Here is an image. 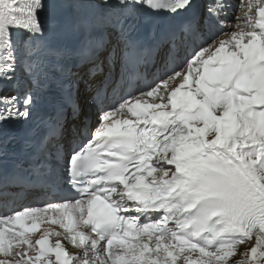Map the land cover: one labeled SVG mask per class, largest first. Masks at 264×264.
I'll use <instances>...</instances> for the list:
<instances>
[{"label": "snow or ice", "instance_id": "1", "mask_svg": "<svg viewBox=\"0 0 264 264\" xmlns=\"http://www.w3.org/2000/svg\"><path fill=\"white\" fill-rule=\"evenodd\" d=\"M231 8L0 0V264H264V0Z\"/></svg>", "mask_w": 264, "mask_h": 264}, {"label": "bare ground", "instance_id": "2", "mask_svg": "<svg viewBox=\"0 0 264 264\" xmlns=\"http://www.w3.org/2000/svg\"><path fill=\"white\" fill-rule=\"evenodd\" d=\"M231 3H232V8L234 9L235 8V5L237 4V1L236 0H231ZM242 4H243V2H242ZM241 4V5H242ZM241 5H239V7H241ZM231 8V9H232ZM233 17H234V15H233V13H232V10H231V15L228 17V21H232L233 20ZM152 76V75H151ZM95 116L93 115V117H92V119L94 118ZM94 122V121H93ZM46 227H48V225L46 224V223H43V222H41V224H40V228H41V230H43L44 228H46Z\"/></svg>", "mask_w": 264, "mask_h": 264}]
</instances>
